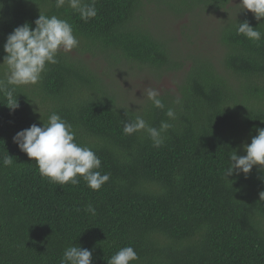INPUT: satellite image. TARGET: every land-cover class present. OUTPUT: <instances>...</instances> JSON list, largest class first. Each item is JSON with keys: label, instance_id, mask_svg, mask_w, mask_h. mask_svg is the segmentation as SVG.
I'll return each mask as SVG.
<instances>
[{"label": "trees", "instance_id": "obj_1", "mask_svg": "<svg viewBox=\"0 0 264 264\" xmlns=\"http://www.w3.org/2000/svg\"><path fill=\"white\" fill-rule=\"evenodd\" d=\"M231 1L96 0L97 15L85 22L67 3L0 0V63L8 34L25 23L35 28L41 13L67 20L83 50L111 63L180 69L148 9L215 13ZM243 21L257 27L259 41L237 35ZM218 40L220 61L191 56L177 92L160 95L163 110L149 100L120 104L103 79L61 51L32 89L16 87L17 109L0 93V264H60L69 246L92 251V264H107L125 246L139 257L130 264H264V166L254 165L247 178L224 175L232 151L246 155L243 145L264 128V18L239 6ZM170 107L175 120L165 115ZM53 112L73 126L78 145L101 159L96 171L110 179L98 191L79 176L77 185L51 182L13 142ZM137 115L153 127L173 125L160 147L144 131L123 133V122ZM8 153L13 163L5 167ZM89 203L95 215L85 211Z\"/></svg>", "mask_w": 264, "mask_h": 264}, {"label": "clouds", "instance_id": "obj_2", "mask_svg": "<svg viewBox=\"0 0 264 264\" xmlns=\"http://www.w3.org/2000/svg\"><path fill=\"white\" fill-rule=\"evenodd\" d=\"M55 3L58 8L67 3L85 22L97 15L96 0H91V3H85L84 0H55ZM239 5L243 10L252 12L257 21L264 18V0H240ZM34 23L35 28L28 23L15 27L3 46L5 55L0 67L4 71L3 78H0V93L7 99L11 110L19 107L14 96L16 87L37 84L46 71V66L58 63L57 53L61 49L69 52L79 44L67 20L40 13ZM237 35L253 41H259L262 36L257 27H252L248 21L238 23ZM146 96L152 106L165 109L157 89L148 88ZM175 103L179 104L180 100L177 99ZM165 115L169 120L176 119L174 108H167ZM172 127L168 120L161 121L159 128L150 126L142 116L137 115L133 120L123 122V133L132 135L144 131L152 140L153 146L158 148L164 142L163 134ZM256 131L258 134L251 139V143L243 145L246 155L239 156L235 150L230 154L229 164L224 172L227 178L240 174L247 178L254 165L264 166V128ZM75 136L73 126L53 112L46 122H42V126L33 123L29 128L17 132L13 142L30 159L35 160L41 176L51 182L77 185L80 183L77 179L79 176L89 188L98 191L110 179V175L96 171L101 167V159L91 148L78 145ZM12 163L9 153L3 157V166H11ZM259 197L264 200V191L259 193ZM85 211L96 214L91 203L86 206ZM138 260L134 248L125 246L112 255L107 264H130ZM60 264H92V251L80 246H69L64 250Z\"/></svg>", "mask_w": 264, "mask_h": 264}, {"label": "rangeland", "instance_id": "obj_3", "mask_svg": "<svg viewBox=\"0 0 264 264\" xmlns=\"http://www.w3.org/2000/svg\"><path fill=\"white\" fill-rule=\"evenodd\" d=\"M239 3L240 0H232L226 11L182 16L155 5L148 9L153 18L152 25L168 41L173 58L183 63L180 69L158 71L126 60L114 64L103 54L83 50L81 43L69 52L60 51L70 59L82 62L103 79L117 95L120 104L140 107L148 100V88L157 89L160 95L168 92L175 94L191 67V56L212 57L220 61L223 49L218 40L219 29L227 15L239 8ZM27 86L33 88V85Z\"/></svg>", "mask_w": 264, "mask_h": 264}]
</instances>
